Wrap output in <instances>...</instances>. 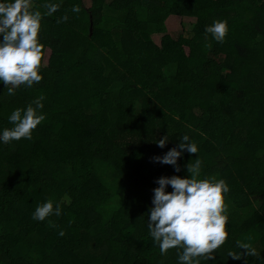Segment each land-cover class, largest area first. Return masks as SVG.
Listing matches in <instances>:
<instances>
[{
    "label": "trees",
    "instance_id": "trees-1",
    "mask_svg": "<svg viewBox=\"0 0 264 264\" xmlns=\"http://www.w3.org/2000/svg\"><path fill=\"white\" fill-rule=\"evenodd\" d=\"M170 16L196 22L175 40ZM214 20L227 21L223 43L205 35ZM38 38L42 80L14 96L0 84V129L40 95L46 116L32 139L0 144V264H178L174 248L160 255L147 213L156 180L186 177L197 157L185 150L179 172L154 162L185 134L200 178L230 189L228 238L201 264H264V0H63ZM49 198L61 215L34 221Z\"/></svg>",
    "mask_w": 264,
    "mask_h": 264
},
{
    "label": "clouds",
    "instance_id": "clouds-1",
    "mask_svg": "<svg viewBox=\"0 0 264 264\" xmlns=\"http://www.w3.org/2000/svg\"><path fill=\"white\" fill-rule=\"evenodd\" d=\"M63 0L53 3L45 0L41 12L33 6L32 0H0V84L5 86L7 94L14 96L21 86L31 88L42 80V48L38 34L41 20L56 13ZM70 11L79 13L78 4L72 5ZM67 14L60 16L57 23L66 22ZM217 43H223L228 33L225 20H214L204 28ZM206 47H211L206 42ZM45 97L34 98L24 108H15L8 115L11 128L0 129V144L11 145L13 141L32 139V132L46 118L42 109ZM168 135L156 141L161 148L168 142ZM197 154L186 165L188 175L184 178L173 175L161 176L156 180L158 187L153 189L151 204L147 213V228L154 244L158 245L161 256L169 249H177L178 264H201V259L208 261L228 238L227 206L224 195L229 186L223 179L206 177L201 179L202 160L198 155V146L185 134L178 146L169 149L163 156L153 158L154 162L173 166L180 171L177 161L184 151ZM171 186L172 191H166ZM60 202L49 198L38 204L32 213L34 221H45L51 216L61 215ZM49 225L55 227L52 221ZM63 231L59 235H63ZM244 255L257 256V249L250 243L237 241ZM233 259H241L242 253L228 252Z\"/></svg>",
    "mask_w": 264,
    "mask_h": 264
},
{
    "label": "rangeland",
    "instance_id": "rangeland-1",
    "mask_svg": "<svg viewBox=\"0 0 264 264\" xmlns=\"http://www.w3.org/2000/svg\"><path fill=\"white\" fill-rule=\"evenodd\" d=\"M88 1V0H87ZM112 0H106V3L109 4ZM87 3V2H86ZM196 20L192 18H181L178 16H170L166 21L167 33L173 38L178 39L180 36L190 32L195 24ZM162 35H154V42L160 45ZM50 52L47 51L46 59L49 58ZM177 250L176 248H174Z\"/></svg>",
    "mask_w": 264,
    "mask_h": 264
}]
</instances>
